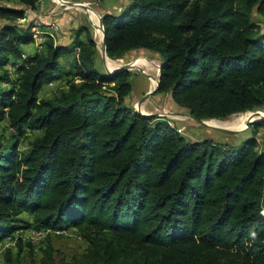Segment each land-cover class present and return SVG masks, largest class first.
<instances>
[{
	"label": "trees",
	"instance_id": "trees-1",
	"mask_svg": "<svg viewBox=\"0 0 264 264\" xmlns=\"http://www.w3.org/2000/svg\"><path fill=\"white\" fill-rule=\"evenodd\" d=\"M6 1L0 122L13 129L0 140V241L13 239L6 264H35L24 259L37 254L24 237L30 229L51 230L40 264H61L51 235L75 229L88 246L65 264H264V150L255 138L264 120L241 144L188 140L164 117L125 105L131 70H98L90 26L78 27L73 47L49 34L42 51H25L32 25L19 20L40 0H18L22 8ZM254 15L264 19V0H131L102 21L111 58L158 54L157 91L210 119L264 109V28ZM70 48L78 53L66 86L41 98ZM28 127L42 133L21 149Z\"/></svg>",
	"mask_w": 264,
	"mask_h": 264
},
{
	"label": "rangeland",
	"instance_id": "rangeland-1",
	"mask_svg": "<svg viewBox=\"0 0 264 264\" xmlns=\"http://www.w3.org/2000/svg\"><path fill=\"white\" fill-rule=\"evenodd\" d=\"M45 1V0H43ZM40 0V4L38 6L39 10H43V2ZM7 2V1H6ZM131 0H50L51 7L46 11L47 16L42 15L38 12V9L28 8L25 17L32 18L33 16L38 15L44 23L48 24L49 27L52 25H59V29L55 30L53 38L55 42L61 45H68L73 47L74 34L78 27L81 25L90 26L95 42H97V48L99 50V54L97 56V68L102 74H108L109 69L107 64L111 69L114 67H121L129 62H136L137 66L132 67L131 70V80L133 82V88L130 93L125 97V105L127 107H132L135 111L141 113L151 114L154 113L160 117H164L174 125H176L179 131L188 139V140H204L206 138L212 139L214 141L220 143H235L241 144L243 140L251 138L254 134L253 124L257 121V119L264 116V112L260 114L255 111H251V114H240L237 115L232 121H230L231 117L235 113L242 112H234L231 113L226 118H210L204 119L208 121V124L223 126L227 125V128H236L242 129L237 133L227 134L222 132L213 126L205 125L197 121L191 115L192 113L188 110V108L176 103L173 101L170 92H158L157 90L149 96V98L144 101H140V99L145 96L146 93L149 92L152 88L157 85V79L160 75V66L163 65V62L160 60L159 55L152 51L145 50H132L129 51L122 58H111L108 53V56L105 59L103 57V50L105 49V42H103V26L101 22H99L102 16H105L106 13L117 12L122 10ZM10 5L18 6L22 8V5L18 3V0H12L7 2ZM75 3H84L85 8L77 5ZM24 7V6H23ZM33 10V11H32ZM37 10V11H36ZM44 12V11H43ZM66 13V14H65ZM66 16L65 22L62 21V17ZM24 17V18H25ZM258 21L262 22L264 28V19L258 15H254ZM23 22V19L19 20ZM5 22L0 16V27L2 23ZM57 23V24H56ZM49 27H46L50 29ZM51 31V30H49ZM49 34H47L48 37ZM25 51H29L35 53L37 51L43 50V44L38 43L36 40L32 41L28 45L24 46ZM78 53V50H73L70 48V51L65 53L60 58V67L55 73L60 77L58 80L52 81V83L47 82L43 86L40 97L46 98L53 96L55 93L59 92L61 88L66 86V81L69 78L67 75V70L69 68L72 69V61L74 56ZM11 71L17 70L15 66L10 64ZM1 83V82H0ZM115 83H108L104 86L105 90L113 91L111 87ZM5 88H10V84H2ZM264 110V109H261ZM141 111V112H140ZM244 112V111H243ZM142 114V113H141ZM145 115V114H144ZM254 119V120H253ZM250 128H247V123L251 121ZM261 121V120H260ZM257 129L255 133V138L258 141V147L261 151L264 150V128ZM261 132V133H259ZM41 130H34L28 127L26 134L21 137V149H26L28 147L29 141L33 140L37 135L41 134ZM13 129L7 125L5 121L0 122V140L2 142H8L12 138ZM264 212V211H263ZM25 218L32 217L31 214H23ZM33 230L24 231V237L27 239H33L38 248L36 249V255L33 258L25 255V260L30 262L32 259L35 260V264H40L43 250L42 248L46 246L47 240L42 237H34ZM13 242L9 237L3 241H0V264H6L5 260V252L7 250V246ZM50 244L55 246V256L56 259L61 263L65 264L68 262L73 256H79L85 252L87 248L86 242L79 237L77 229L66 231L64 234L54 233L51 235ZM17 254V249L15 248L14 256Z\"/></svg>",
	"mask_w": 264,
	"mask_h": 264
},
{
	"label": "water",
	"instance_id": "water-1",
	"mask_svg": "<svg viewBox=\"0 0 264 264\" xmlns=\"http://www.w3.org/2000/svg\"><path fill=\"white\" fill-rule=\"evenodd\" d=\"M75 4H77V5H80V6H82V7H86L85 6V4L84 3H75ZM103 17L104 16H102L101 18H100V20H99V22H101V25L103 26V42H105V40H106V35H105V27H104V22L102 21V19H103ZM107 53V48H106V42H105V49L103 50V57H104V59H105V56L107 55L106 54ZM135 66H137V64L135 63V62H129L128 64H126V65H124V66H121V67H117V68H115L114 70H110L109 69V73H111V74H114V73H116V72H118V71H124V70H128V69H132V67H135ZM161 70H162V66H160V72H161ZM160 75H159V77H158V79H157V85L154 87V88H152L151 90H149V92L148 93H146L145 94V96H143L141 99H140V101H144L145 99H147V98H149V96H151V94H153L158 88H159V86H160ZM251 111H255V112H258V111H263V110H261V109H250ZM141 112V111H140ZM142 114H145V115H149V114H147V113H143V112H141ZM151 114H154V113H151ZM193 118H195L197 121H199L200 123H202V124H205V125H209L208 123H207V121L206 120H204V119H201V118H198V117H196V116H194V115H191ZM260 120H264V117H261V118H259V119H257V121H260ZM253 120H251V121H249L248 123H247V128H250V125H251V122H252ZM210 126V125H209ZM212 126V125H211ZM214 128H216V129H218V130H220V131H222V132H225V133H227V134H231V133H237V132H239L240 130H242V129H236V128H227V127H219V126H213Z\"/></svg>",
	"mask_w": 264,
	"mask_h": 264
},
{
	"label": "built area",
	"instance_id": "built-area-1",
	"mask_svg": "<svg viewBox=\"0 0 264 264\" xmlns=\"http://www.w3.org/2000/svg\"><path fill=\"white\" fill-rule=\"evenodd\" d=\"M28 10V9H27ZM27 15V14H26ZM24 23H28L32 25V32H33V36H34V40H36L38 43H42L43 41L46 40L47 38V34L50 35H54L53 32H55V30L59 29V25H52V27H49L48 24L44 23V21L42 20V18H40V16L36 15L33 16L32 18H23ZM49 27L50 29L46 28ZM51 30V31H49ZM54 82V80H53ZM50 83H52V81H50ZM260 128V127H259ZM261 128H264V126H262ZM261 133V132H259ZM51 230L50 229H42V230H33L34 233V237H44L46 236ZM60 232V231H57Z\"/></svg>",
	"mask_w": 264,
	"mask_h": 264
},
{
	"label": "crops",
	"instance_id": "crops-1",
	"mask_svg": "<svg viewBox=\"0 0 264 264\" xmlns=\"http://www.w3.org/2000/svg\"><path fill=\"white\" fill-rule=\"evenodd\" d=\"M43 1V0H42ZM43 3V10H39V8H37L38 9V12L40 13V14H42V15H45V16H47V13H49L50 12V10L49 11H46L48 8H50L51 7V3H50V0H45V1H43L42 2ZM33 11V10H32ZM37 11V10H36ZM44 11V12H43ZM34 13H35V10L33 11ZM66 14V13H65ZM64 19H66V16H64V17H62V21L64 20ZM64 22H65V20H64Z\"/></svg>",
	"mask_w": 264,
	"mask_h": 264
},
{
	"label": "bare ground",
	"instance_id": "bare-ground-1",
	"mask_svg": "<svg viewBox=\"0 0 264 264\" xmlns=\"http://www.w3.org/2000/svg\"><path fill=\"white\" fill-rule=\"evenodd\" d=\"M107 56L108 55H106L105 56V62H106V58H107ZM136 63V62H135ZM106 65L108 66V69H110V70H114L115 68H117V67H114V69H111L110 67H109V65L107 64V62H106ZM261 112H264V110L263 111H258V112H256V113H258V114H260ZM240 114H251V110L250 111H244V112H242V113H235V114H233L232 115V117H231V119H230V121H232L237 115H240ZM264 117V116H263ZM220 119V118H219ZM254 120V119H253ZM207 121V120H206ZM207 123H208V121H207ZM209 125H211V124H209ZM212 126H216V125H212ZM219 127H227V125H223V126H219ZM232 128V127H231ZM230 128V129H231Z\"/></svg>",
	"mask_w": 264,
	"mask_h": 264
}]
</instances>
